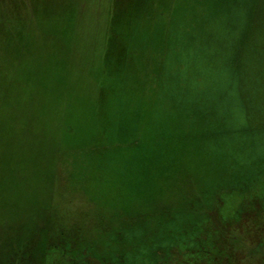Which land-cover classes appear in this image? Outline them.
<instances>
[{
	"label": "rangeland",
	"instance_id": "374dc122",
	"mask_svg": "<svg viewBox=\"0 0 264 264\" xmlns=\"http://www.w3.org/2000/svg\"><path fill=\"white\" fill-rule=\"evenodd\" d=\"M263 218L264 0H0V264H225Z\"/></svg>",
	"mask_w": 264,
	"mask_h": 264
},
{
	"label": "trees",
	"instance_id": "16d2710c",
	"mask_svg": "<svg viewBox=\"0 0 264 264\" xmlns=\"http://www.w3.org/2000/svg\"><path fill=\"white\" fill-rule=\"evenodd\" d=\"M245 230V229H244ZM224 231V229H223ZM248 235L250 238L249 241H254L250 244L249 249L245 248L246 246L242 243V240H240L236 235H233L229 238V241H226L227 238L225 239V237L229 236V232H222V235L219 236V241L220 243L217 242L216 238H212L210 243L212 246V243L217 245L218 247L221 246V248H225V250H227V252H229L231 254V256L229 258H224V263L225 264H239L238 258L241 255V252L243 253V251H247V253H253V252H262L264 251V218L262 220L259 221V223L256 226L251 227L250 229L247 228L246 229ZM225 239L223 240L222 237ZM221 237V238H220ZM224 244V245H223ZM253 244V246H252ZM223 245V246H222ZM198 251H202L205 252L204 249H195V252L198 253ZM11 255H9L8 260L6 261L7 264L9 263H13L11 258L13 257L12 255L15 254L13 252H10ZM206 253V252H205ZM6 254V252H5ZM200 255V254H199ZM20 256V255H19ZM195 254L193 256H188L186 259H181L179 257H177L175 260H166V262L161 263V264H215L216 260L210 259L209 257H205L203 255H200L198 257H194ZM22 258V259H21ZM21 258H19L17 263H13V264H44L43 259L40 258H26L24 257L23 254H21ZM50 258H53L51 260V262H55L56 260H58V257H56V255H51ZM174 260V261H173ZM257 261H254V264H256ZM52 264V263H51ZM258 264H264V259L262 258L261 260H258Z\"/></svg>",
	"mask_w": 264,
	"mask_h": 264
}]
</instances>
